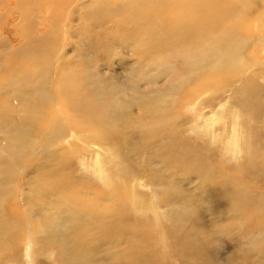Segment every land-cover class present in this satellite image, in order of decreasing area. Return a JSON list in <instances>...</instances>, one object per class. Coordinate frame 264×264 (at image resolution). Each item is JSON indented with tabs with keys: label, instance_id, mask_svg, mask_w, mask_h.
Masks as SVG:
<instances>
[{
	"label": "rangeland",
	"instance_id": "1",
	"mask_svg": "<svg viewBox=\"0 0 264 264\" xmlns=\"http://www.w3.org/2000/svg\"><path fill=\"white\" fill-rule=\"evenodd\" d=\"M53 1L54 0H39V1L37 0V2L36 0H0V34L1 35L3 34V37L0 36V96H2L0 97V109H2L1 111L3 110L7 111L10 109H13V110H10L13 113L7 122L0 121L1 122L0 123V147H1V142L2 143L4 142L3 144L5 145V139L8 141H11L15 133L19 131V128H18L19 126H17L16 120L12 122L13 121L12 119L13 117H15L16 114H20V112L24 110L23 104L27 105L26 103H23L26 100V98L23 97L25 93L28 95L30 94L35 95V96L30 95L27 98L26 102L28 101L30 104L31 102L34 101L36 104L31 105V107L35 106L33 107V110L27 109L29 112V115L27 116L29 118L27 119L28 123L24 126H21V128L24 132L25 137L26 135H28L30 136V138H35L33 137V123L34 121L38 122L39 118L45 119L46 122L50 121L51 123H55V125H58V126H60L61 123L65 124L67 122L66 126L65 125H62V126H65V127L68 126L71 129H76L74 126L76 123L78 124L80 123L79 125H81V122H79V120L82 117H84V119H87L85 116H81L77 114L75 115V112L74 114L71 112L68 105L69 103H71V101H73L74 99H77V97H75V95H71V97L66 98L67 96L61 95L60 91H62L63 94H67L63 92L64 90H66L65 85L66 86L70 85V87L74 89L75 94H77L78 92L79 98L82 97L81 100L84 97L83 95H86V98H87L89 94H92V95L98 94L95 97V99H97L98 97L112 99V94L110 92V89L112 88L113 84L123 83L125 84V86H128L129 84L127 82H130L129 79H130V76L132 75L133 76L132 81L134 83L139 81L137 87L142 93L150 92V90L147 89V82H145L144 80L142 81L143 70L145 67V66L143 67L142 65H144L145 62H148V60L151 63H155L156 59L160 57L159 54L157 53H160V55L165 56V57L161 56V59L166 58V51L165 49H161L159 47V48L153 49V52H152V49L149 48L150 54L147 55V60L146 58H144V55L142 54V52L145 48L142 46V43H137V40L147 38V36L140 37L136 33V30L142 29V26H144L146 23H147L146 30H149L154 25L156 26V24L159 25L166 21L168 22V26H170L173 22V19H176V21L180 23L179 17L181 16H186L187 19H190L191 22L193 23L192 15H194V13H195L194 16H196L197 18H199L200 16L203 18L209 14L208 15L209 17H207L208 22L210 19L212 21H218L216 17H220L222 15L216 10H220L225 4H234V3L236 4V7H237L236 11L234 10L235 12L240 11V13L242 14L251 12V15L253 16H255L256 12H258L257 10L253 9L252 4H250L249 2L244 3V0H229L231 3L222 2V4H219V5L216 4V0H211V1L203 0L202 1L203 3H201L200 0L198 1L194 0L192 3L193 6L191 4L190 8H186L185 7L186 5H184L185 3L183 4V1L181 0H125V3H124V0H79V1L78 0H55L54 1L55 3ZM72 2L73 3L75 2L78 5L76 6L75 10L71 9L70 11V6ZM79 2L83 4L84 6L79 5ZM127 2L129 5H126ZM206 2H208V4ZM137 4H139V7L140 6L148 7V10H145L144 16L136 14L135 10L130 11V9H133V7ZM29 6L31 8H29ZM123 6H125L126 8L127 6H129L130 9H127V11L126 10L123 11ZM153 6L155 8H153ZM240 6L241 8H238ZM228 10L229 8L226 11L228 12ZM115 11L119 15L114 16L113 14H111V12H115ZM252 12H254L255 14ZM24 13H27V14H24ZM127 14H129V17L127 16ZM234 14H232L229 18V22H233V24L237 21V16H234ZM132 16L136 18L137 20H139V26L134 25L135 27L134 30L129 29V28H124L128 30H132L131 32H134L135 34L133 35L132 40L129 39V43L132 42V47L130 46L131 48V53H130L125 48L124 45L118 46L119 39L121 37L118 33V30L117 31L114 30L112 34L105 35V33H102L101 31H99L98 28L104 24H105L104 28H107V27L110 28L111 24H113L114 26L117 24L119 25L120 24L119 20H121V17L124 18L123 20L127 21V20H130ZM166 16H168V19ZM241 16L242 15H239V18ZM169 19H171L172 21H170ZM150 23L151 25H149ZM193 26H195L194 23H193ZM164 28L166 29L167 27L165 26ZM219 28L220 27H218L217 29L215 28V30L213 31H217V30L219 31ZM229 28L233 34L237 32L235 35L237 36L240 35V37H242V35L238 33L236 27H231L229 25ZM110 30L112 31V29ZM126 34H127L126 31H124L123 35L125 36ZM168 35H170V33L166 34V32H164L162 34H158L155 38H161V37L162 39H167V38L172 39L173 38L172 35L166 38V36ZM193 39H195V36L187 39L190 43L192 42V45H193V47L188 50L189 53H185V54L182 53L185 56L183 58L180 57V56H183L182 54L180 56L174 55V58L176 57L175 59H178V57H179V60L189 59V57L191 56V52L197 49V47H195V45L193 44L194 43ZM173 40H175V38L172 39V42L175 43L176 41L174 42ZM24 41L26 42L25 44H24ZM27 41L29 43L32 42L33 44H38V45H33L30 48L27 47L28 52H26L23 56L19 54L18 56H14L13 58V56L11 55V50H17L19 49V47H22L28 44ZM115 44H116V48L113 49L112 47H114ZM228 46H232L233 49L235 48L234 49L235 53L238 54L239 56H242L243 53L241 54V50L239 51L235 44H231ZM228 46H221V47H226V50H227ZM222 49H225V48H222ZM154 50H156L157 53ZM180 50H182V47L177 48L173 46V50L171 54L175 53L176 51H180ZM4 51L6 54H8V56H6V54H1ZM227 51L231 52L229 49ZM154 52L156 56L154 55ZM246 54H248V52H245V55ZM150 56L152 57L149 58ZM62 58H64V60ZM41 61H44V64H42ZM3 63H7V64L14 63V65H10L7 68ZM61 67L65 69L63 70V68ZM13 69L16 71H14ZM58 69L59 70L61 69V70L59 71ZM67 70H69L70 72ZM181 70L183 69L181 68ZM64 71L69 72V74L64 73ZM262 71L264 74V68ZM13 72L14 74L12 75ZM50 72L51 74H49ZM180 72L177 71L175 73L177 78L186 79L187 74L184 72H181V73ZM91 75L95 77H90ZM47 78H49L51 84L49 83V80L48 82H45L47 81ZM20 79L22 80V82ZM39 79H43L44 83L46 84L44 85L42 90L36 89V87L39 85L38 84ZM57 79L60 85L54 84V82L57 81ZM91 80L93 81L92 82L93 84H91ZM48 83L50 85H48ZM199 83H197V85H199ZM220 83L221 84L217 82L215 86L212 85L211 86L212 88L207 87V88H211L210 91H208V96H210L208 98H213V99L217 98V99L210 105L211 107L202 108L201 112L199 111V109L197 110V112L194 111L191 106H188L186 108V111H183L182 109L183 106H181L184 102H187V100L189 102L188 104H195V102H197V95H196L195 100L194 99L192 100L193 93L200 90V88L197 87L195 84L192 85L190 83L189 84L184 83L185 85L183 84V86L185 87H183V86L178 85L177 82L174 81L172 82V84L168 86L167 81L165 80L160 81L159 79L158 85L163 87V91L166 92L167 95L168 93L172 92L173 95L180 97L178 106L175 104L176 99H173V100L167 99V103L169 106H167L168 108L166 109V113L169 114L170 112L171 114H175V116H177L180 120H181L180 118L181 116L183 117V119H189L190 127H194L195 125L197 126L199 123H202L205 126L207 125V127H209L211 124L210 119L214 117L215 115H217L220 110L222 111V108H224L223 106L227 107L231 103L235 105L232 108H230L231 111H234L236 109L237 102L233 100V98L232 99L230 98L232 96V92L230 91L232 88L223 81H220ZM221 85H223L224 87ZM47 86H49L50 88ZM200 86H201V83H200ZM30 87L32 90L30 89ZM1 88H5V89L1 90ZM35 89L36 91H34ZM100 90L102 91L100 92ZM19 91L21 92L19 98L14 97L13 96L14 93L19 92ZM36 94H38L37 100L35 99ZM259 94H260L259 99L249 98V100H251V103L249 104V106H248V102L246 101L247 96L245 92L239 93L236 96V97L241 98V100L238 101L237 114L241 117L242 116L245 117V118L243 117L241 118V120L243 121L242 125L244 127L247 126V123L249 121L247 120L248 118V119H252V122L249 123L250 126L257 128L258 132L252 129L253 136L257 134L261 135L262 133H264V120L262 121L263 123L261 122V124L256 123L253 119L256 118V120L259 121L260 118H258V116H253L251 114L252 112H250L251 109L249 108L250 106H252L251 104H254L256 102L261 103L263 105L262 114H263V119H264V91H259ZM183 95H185V98ZM218 99L219 101H217ZM242 101L247 105L246 108L242 106ZM173 103H174V106H173ZM111 105L115 107L114 106L115 104L114 105L111 104ZM112 106H110L111 107L110 109L112 111L117 110L116 108L113 109ZM37 107H39V110ZM169 108L170 109L173 108V109L169 110ZM27 110H24V111H27ZM0 115H2V118L0 117L1 120L5 118V116L2 113H0ZM21 115L24 116V112L21 113ZM228 116L229 115H227V117ZM143 119H146V118L143 117ZM155 120H157V118H154L152 122H154ZM252 123L254 126L252 125ZM13 125L17 127H14ZM107 127L108 128L110 127V129H108ZM204 127L199 128V130H195V132H191V133L193 136L198 137L199 139L203 140L201 143H199L201 147L200 149L204 150V152L206 153L208 150L207 149L208 146L206 145L207 147H205V144H202V143L208 142L209 137L206 133L203 134ZM153 128H157L156 124L153 125ZM220 128L221 126L218 121V123L215 125V129H213L214 133L212 134L215 135L217 131L220 130ZM93 129L95 131L97 130V132H99L100 130L109 132V133H101L103 135H107V134L114 135L115 134L114 136L112 135V137H110V138H113L112 141H108V140H106L105 142L91 141V144L97 146L98 148H102L104 150L108 149V152L111 149L112 155L106 156V160L104 161L102 160V154L98 152L97 149L91 150L85 144L81 145L80 151L82 154V158L85 161V165L90 166L91 168H93V170H96L94 166V159H93L95 155H97V164L102 163L104 164V166L107 165L108 168L110 169V173L115 168L119 169L121 164H123L122 158L127 154L128 155L132 154L133 141L137 142L138 140L139 141L145 140L142 138L143 135L141 134V132H139V134L138 132L134 133L135 132L134 126L130 124H127V127L126 125L124 126L123 134L119 133L118 126H113L110 124L95 125ZM114 129L117 130L116 132L118 134H116ZM66 131H68V129ZM88 131H89V128L86 130V132ZM64 133L66 134V132ZM75 136H77L76 133H75ZM120 136L121 138H119ZM123 137L124 138L127 137L124 139L127 142H130L131 138L133 139V141H131L128 146L125 145L126 143L122 146L120 145V142ZM181 137L179 138L181 139L179 141L182 146L184 145L183 146L184 148L191 147L192 149V146L194 145V143H191V142L193 141V139L195 142L197 141V138L195 137L189 141H186V139H184V136H181ZM248 140L249 142L248 141L246 142L245 151L242 155L243 157L240 158L241 160L239 159V162L245 166L247 165L248 161H250L249 158H253L252 164L258 167L259 165L257 164V162L264 163V141L259 142L258 139H255V137L251 140L249 138ZM77 141L79 142L78 139ZM183 141L185 144L183 143ZM187 144L189 146H187ZM248 147L250 148V151ZM146 148L147 147L141 149L137 153L139 157L147 155L148 151L146 150ZM216 149H218V147H216ZM76 150L79 151V148H76ZM192 151L193 153H195L197 151V148L195 149L193 148ZM76 152L72 154L68 150L63 152V155L66 156L64 159L63 165H68L69 168L72 167V170H70L71 172L67 174V177L65 180L71 183L74 179H77L80 184L83 183L86 188H90V189L97 191L100 196L104 197L108 195V192L106 190L96 185V182H95L96 178L90 177V175L86 172H82V171L79 172L76 166L78 164L79 156L76 155ZM211 152H212L211 156L210 155L208 156L205 153H204L205 155L202 154L201 156H207L206 158L210 157V159L212 160L214 159L215 155L219 154L218 153L219 151L216 153L215 151H211ZM18 155L19 154L15 155L14 158H19ZM71 155H73L74 159L73 157H71ZM7 156L8 155H6L5 160ZM119 158H121L120 161L118 162L115 161V160H118ZM193 158H194L193 154L192 155L187 154L186 156H183V158L181 157L183 166L178 173V178H180L179 180H181L180 187H179V190L181 191H179V193L180 195L182 194L181 195L182 202H181L180 207L170 206L169 204H167L169 206L162 205L163 198H162V201L158 199L157 203H154L149 197L150 195L149 193L153 189L149 184H147L146 188H143L140 185H138L137 189L134 192L126 188L128 191L129 197L131 195H136L143 202V204L141 202L139 203V206H137L136 210H132L133 209L132 206H98L96 202L95 204H93V206H82V209L76 204L75 206L78 207L76 212H80L79 213L80 215L75 216V215H71L72 213H70V208H72V206H68L67 203H65L67 207L65 204H63L65 205L63 209L59 208V206H49L48 207L46 206L48 202V198L43 197L44 194L38 193L34 189L33 190L29 189L31 182H34L35 184H37V175L35 174L31 173L28 176L29 185L27 188H24V190H21V184H23L26 181V179L24 178V174L29 173L27 167L29 168L30 165L37 164V162L33 160L36 158L25 156L24 158H22L21 161H19L18 166L12 169L11 173L10 172L2 173L4 169H2V171L0 170V173H1L0 179L2 177L4 178V176L6 177L5 179L6 184H4L5 183L4 182L2 183L4 185L0 186V223L1 225L6 226L5 232L6 231L8 232L6 236L7 241L4 238L5 237L4 231L1 234V236L4 239L3 240L0 239L1 240L0 243L2 244L4 243L5 245L4 247H1L2 249L0 248V251H3L4 249L3 252H0L1 253L0 254V264H26V263L27 264H50V263L51 264H116V263L125 264V262L126 264H131L129 258L126 257V254L123 251L128 247L127 245H130L132 242L136 246L145 247L146 251H149V252L153 251L152 253L153 257L150 258L151 256L150 253H148V255L145 256L141 252L142 248L139 249V255L133 259V263L135 264H146L148 262H149L148 264H264V187L261 188L262 186L261 187L252 186L250 179L253 177V175L252 176L245 175L246 177L244 178L246 179H243V176L241 177L240 175L241 179L240 178L239 179L243 183L246 181L247 187L249 188V189L246 188L247 191H245L242 186H239V185L235 186V184H232V185L228 184L229 186L227 185V186L220 187V185H218L217 182H215L216 179L214 178V177H218V173L215 170V169H218V168H215L216 163H217L216 161L214 163L215 159L212 161L210 160V165L214 167L215 169L212 167H209V165L207 166L209 167L208 169L210 170V172L213 171L212 174L214 177H212V175L210 176L211 173L207 171V174H205L207 176L203 175L201 178H209V179L211 178V180L208 182L209 185L206 184L205 186H202L201 180H199L200 173L192 172L186 167V164H188V162H189L188 168L190 169H193V167L195 168V166L196 167L199 166L202 159L198 157L199 158L198 160L197 159L193 160ZM2 159H3V155L1 154L0 161ZM37 159L40 162L55 163L58 157L55 156L54 153L50 151L47 154V156H46V152L38 153ZM220 160L221 159L219 158L217 159V161H220ZM138 162L139 161L137 160V164ZM192 163L193 164L195 163V164L192 165ZM149 164H152V162H150ZM225 165L228 166L227 168H229L228 170L230 172L232 173L239 172L238 162L235 165V163L232 162L230 158H226ZM260 171L258 172L259 175H257V178L264 176L262 175L264 174V170H260ZM42 174H44V172H41L38 175H42ZM136 174L139 175V173H136ZM215 174L217 175L215 176ZM100 176L104 180H106L103 175H100ZM183 178L184 179L186 178V180H184ZM196 180L198 183H196ZM145 181L147 182V180ZM44 183H47L49 186L52 185L54 183L52 176H46V180ZM211 185L213 187H211ZM233 186L234 188L235 187L236 188L234 189ZM32 187H33V184H32ZM35 188H37V186ZM228 188L231 190L234 189L238 192L235 191L236 193L235 194L233 193L234 194L233 195L230 190V193H227L225 190L229 191ZM238 189H240V191ZM154 190H155L154 192L159 196L160 192L162 191V188H160L159 186H155ZM176 191L177 190H171V192H174V193ZM68 192L71 196H73L74 190L72 186L69 187ZM189 193L190 194L193 193L195 195L194 196L193 194L189 195ZM196 193H198V196ZM224 193L227 195H231V196L239 195L241 197L247 195V196H250L251 202L248 206H241L239 203L240 199L237 202V204L236 202L228 203L226 201V198L223 197ZM213 197H215L214 198L215 201ZM201 198L202 200L206 198L203 200L205 202L203 201L202 202L206 204V202L208 201L207 203H209V206L208 204L207 206H205V204L203 206V203L200 202ZM208 198L210 201L208 200ZM50 199H54V198H50ZM223 200L225 201L223 202ZM215 202L217 206H215L216 205L214 204ZM146 203H147V206H146ZM40 206L42 207L46 206V207H43L45 208L43 209V208H40ZM148 206L158 207L156 208L157 210H160L163 212V214H166V221L163 219L161 220L159 219L157 221L156 223L157 230L155 229V227H153V223L150 219L151 210L148 212V214L137 215L139 209L145 210L146 209L145 207H148ZM50 207H53V208L51 210H47L48 208L50 209ZM31 209L34 215L33 218L30 216ZM3 210L7 214H5ZM129 210H131V212ZM175 210L179 212H186L187 214L185 216L180 215V214L178 215V214H175L174 212ZM39 212H42V213H39ZM64 212H66L67 214L66 217H65ZM113 212H116L118 217L121 219L119 220V225L123 224L122 227L128 228V231L134 236V237H131L130 233H127L125 234V236L120 238L118 237L119 236V232H118V234L115 236V242L117 241V243H114L113 244L114 246L111 244L115 252H113L112 250L105 252V250L99 249L100 252L98 250L94 252L89 251L87 253L83 251L84 253L81 252V254L83 253L82 255L81 254L79 255L80 252L74 253V251H76V249L78 248L76 247L74 242L72 244L69 230L64 231V228H61L62 231H59L61 229H59L58 231L55 230V233H54L55 236L50 239V236L52 235V232H53L52 229L54 228H52L44 220V219L59 218L60 224L63 227H64L63 223H66V226L68 227V229L72 228L74 230V228L78 229L79 226H81L82 224L86 222V219H87L86 217L96 216L97 214H102L103 216L102 218H108L110 214H114ZM80 217H82L81 220H79ZM214 217H216L217 220L213 219ZM69 218L71 221L68 220ZM129 218H131L130 222H129ZM34 219L36 222L37 221L39 222L40 226L39 225L38 226L42 232L44 229V232L42 233V235L40 234L39 236L37 235L38 237H36L37 247L35 246V248L41 249L43 245L39 243L50 240L48 241L50 242L48 243V246L49 245L54 246L52 247L53 254H55L54 256L51 255L49 258H47L46 256H44V253H42L40 255H37V258L35 259V255L31 254L34 251V247L32 248L33 244H31L32 242L29 241L30 238L28 237H30L31 228L33 227ZM64 219L65 220L67 219V220L65 221ZM61 221L63 223H61ZM158 223H160V225ZM54 224H56V220H54ZM12 226H15V228L13 231H10L8 227H12ZM162 230H166V231H164V234L163 233L160 234V236L162 237L160 236L158 237V231L160 232ZM173 230L175 231V233L173 232L171 236L167 235L168 231H173ZM142 232H144L145 234V238H143L144 239L143 243L142 241L140 242L137 240L138 238L137 235H140ZM58 235L59 237H56ZM83 235L89 236V233L85 232ZM117 238L119 239L117 240ZM25 239L27 241H25ZM54 240H60V242H55ZM175 240H177L176 243H175ZM127 241L128 242L131 241V242L128 244ZM29 242H31L30 245H29ZM59 243L64 248L60 247ZM258 244L262 246L259 247L260 245ZM29 246H31V248ZM5 247H7L8 252H6ZM65 249L68 252L65 254V251H62V255H59L60 250H65ZM70 250H72L73 253ZM106 254H109V255H106ZM195 254L198 256L196 257ZM194 256L196 257V260ZM119 258L120 260H117ZM122 258L124 260H122ZM31 259L33 261H30ZM25 260H26V263H25Z\"/></svg>",
	"mask_w": 264,
	"mask_h": 264
},
{
	"label": "bare ground",
	"instance_id": "2",
	"mask_svg": "<svg viewBox=\"0 0 264 264\" xmlns=\"http://www.w3.org/2000/svg\"><path fill=\"white\" fill-rule=\"evenodd\" d=\"M181 1H183V4L185 3L184 5H186L185 6L186 8H190L191 4L193 3L194 0H181ZM202 1L203 0H200L201 3H203ZM36 2H37V0H36ZM212 2H210V3H212ZM222 2L231 3L229 0H216L217 5L222 4ZM248 2L250 4H252L253 9L258 11V12H256L254 10L256 12V14L254 12H252L255 14V16L251 15V12H247L245 14L240 13V11L235 12L237 7H236V4L234 3V4H225V5H223V7L220 10H216L222 15L220 17H216L218 19V21H212L210 19L208 22L207 17H209L208 16L209 14L203 18L201 16L199 18H197L196 16H194L195 15V13H194V15H192V17H193V23L195 26H193V23L191 22V20L187 19L186 16L180 15L181 16V17H179L180 23H178L176 21V19H173V22L170 26H168V22L166 21L162 24H159V25L156 24V26L155 25L152 26L149 29L150 31L146 30L147 23L144 26H142V29H137L136 33L140 37L141 36H147V38L137 40V43H142V46L145 48L144 50L142 49L143 50L142 54L144 55V58H146V60H147V55L150 54L149 48L152 49V52H153V49L159 48V47L161 49H165V51H166V58L161 59L162 55H160V53H157L156 50H154L157 54H159L160 59L159 58H158L159 60L156 59L155 63H151L148 60V62H145L144 65H142L143 67L144 66L145 67L143 70V79L142 78L141 79H142V81L144 80L145 82H147V89L150 90V92L142 93L137 87L139 81L134 83L132 81V77H133L132 75L130 76V79H129L130 82H127L129 85L126 84L129 87L125 86V84H123V83L113 84L112 88L110 89V92L112 94V99H107V98H102V97H98L97 99H95V97L98 94H94V95L89 94V96L87 98H86V95H83L84 97L81 100L82 97L79 98L78 92H77V94H75L74 89H72V87H70V85H67V86L65 85L66 90H64L63 92L67 93V94H63L62 91H60V94L67 96L66 98L71 97V95H75V97H77V99H74L68 105L71 112L73 114L75 112V115L77 114V115L85 116L87 118V119H84V117H82L79 120V122H81V125H79L80 123L79 124L76 123L74 125L76 129H71L68 126L65 127L67 125V122L65 124L61 123V125L58 126V125H55V123H51L50 121L46 122L45 119L39 118L38 122L34 121V123H33V137H35V138H30V136H28V135H26V137H27L26 138L21 126H24L28 123L27 122V119H29L27 117L29 115L28 110L29 109L33 110V107H35V106L31 107V105H34L36 103L34 101L33 102L30 101L31 102L30 104L28 101L26 102L27 98L31 94L28 95L26 93L25 94L23 93L24 94L23 97L26 98V100L23 103L27 104V105L23 104V107H24V110H27V109L28 110L27 111L23 110L22 112H20V114H16L15 117H13L12 122H14L16 120L17 126H19L18 127L19 131H17L15 133L12 140L8 141L5 139V145L3 144L4 142L3 143L1 142L0 155L1 154L3 155V159L0 161V170L2 171V169H4V171L2 173H7V172L11 173L12 169H14L16 166H18L19 161H21L22 158H24L25 156H29L31 158H36L33 160H35L37 162V164H32L29 166V168L27 167L29 173L24 174V178L26 179V181L24 183L21 181L23 183V184H21V190H24V188L28 187V185H29V182H28L29 177L28 176L31 173L35 174V175H37V184H35L34 182H31L29 189H31V190L34 189V190H36V192L44 194V196L43 195L42 196L48 198V202L46 204V206H48V207L49 206H59V208L63 209L66 205L65 203H67L68 206H72V208H70V213H72L71 215H75V216L80 215L79 214L80 212H76V210L78 208L77 206H75L76 204L82 209V206H93V204H95L96 202H97L98 206H132V208H133L132 210H136L137 206H139V203L141 202L143 204V202L136 195H131L129 197L128 191L126 188H128V189H130V191L134 192L137 189L138 185H140L143 188H146L147 184H149L153 189L149 193L150 194L149 197L154 203H157L158 199L162 201V198H163V204L162 205H165V206L170 205V206H179L180 207L181 202H182V198H181L182 194L180 195V193H179V191H181V190H179L181 180H179L180 178H178V173L183 166L181 157L183 158V156H186L187 154L188 155L193 154V156H194L193 160H195V159L198 160L199 159L198 157H200V159H202L199 166H197V167L195 166V168L192 166L193 169L188 168L189 162H188V164H186L187 169L191 170L192 172L200 173V179L199 180H201L202 186H205L206 184L209 185L208 182L211 180V178L209 179V178H201V177L203 175L207 176L205 174H207V171L210 172V170L208 168L212 167V166L210 165V160H211L210 157L206 158L207 156H201V155L206 154L208 156L209 155L211 156L212 155L211 151H215V153L219 151L218 152L219 154L214 156L215 160L212 159V160H214V163H215V161L217 162L216 163L217 167L215 166V168H218V169H215L214 167H212V168H214L216 170V172L218 173V177L213 176V174H212L213 171L210 172L211 174L210 173L209 174H210V176L212 175V177H214L216 179L215 182H217V184L220 185V187L221 186H227L228 184L229 185L235 184V186H238V185L242 186L243 189L245 191H247L246 188H248V187H247L246 181L244 182L245 183L244 184L240 180L241 179L240 175H241V177L243 176V179H246V178H244V177H246L245 175H250V176L253 175V177L250 179L252 186H254V187L255 186L261 187L262 186L261 188H263L264 187V176L257 178V175H259L258 172L260 170H264V163L257 162V164L259 165L257 167V166L252 164L253 158H249V160L252 162L248 161V159H247L248 163L245 166L239 162V159L241 157H243L242 155L245 151L246 142L247 141L249 142V140H248L249 138L251 140L255 137V139H258L259 142L264 141V133H262V134L260 133L261 135L257 134L255 136H253L252 129L256 130V132H258V131H257L256 127L250 126L249 123L252 122V119H248L246 117L247 120H249V121L247 123V126L244 127L242 125L243 121L241 120V118L243 116L241 117L237 114V112H238L237 111V107H238L237 105H238V101H240L241 98L236 97V96L239 93H243V92L246 93V96H247L246 101L248 102V106H249V104L251 103V100H249V98L259 99V97H260L259 91H264V74L262 71L264 68V0H244V3H248ZM124 3H125V0H124ZM206 3L208 4V2H206ZM77 5H78L77 3L72 2L71 6H70V11H71V9L75 10ZM79 5H83V4H81L79 2ZM126 5H129L128 2L126 3ZM209 5H207V6H209ZM27 6H28V4H27ZM131 6H132V4H131ZM192 6H193V4H192ZM200 6H198V7H200ZM24 8H25V6H24ZM29 8H31V7L29 6ZM153 8H155V7L153 6ZM226 8L227 9L229 8L228 12L226 11L227 10ZM238 8H241V6ZM127 9H130L129 6H127V8L125 6H123V11H125V10L127 11ZM203 9H204V7H203ZM132 10H135L136 14L144 16L145 10H148V7L147 6H145V7L140 6L139 7V4H137L133 7V9H130V11H132ZM211 11H213V10H211ZM225 12H227V13H225ZM122 13H124V12H122ZM24 14H27V13H24ZM111 14H113L114 16L119 15L116 11L111 12ZM232 14H234V16H237V21L234 24H233V22H229V18ZM189 15H191V14H189ZM239 15H242V16L239 18ZM127 16L129 17V14H127ZM135 17H136V15H135ZM166 17L168 19V16H166ZM169 17H170V15H169ZM19 19H20V17H19ZM123 19L124 18L121 17V20H119L120 21L119 25L117 24L114 26L113 24H111L110 28H108V27L104 28V25H105L104 24V25L100 26L98 28V30L101 31L102 33H105V35L106 34H112V32L114 30L115 31L118 30V33L121 36L119 39V45L118 46L124 45L125 48L131 53L130 46L132 47V42L129 43V39L130 40L133 39V35H135V34H134V32H131V31L135 29L134 25L139 26V20H137L133 16L131 17L130 20H127V21H125ZM169 20L172 21L171 19H169ZM123 21H124V23H123ZM122 24H123V26H122ZM149 25H151V23ZM229 25L231 27H236L238 33L241 34L242 37H244V38L240 37V35L239 36L235 35L237 32L236 33L234 32L235 34H233L230 31ZM165 26L167 27L166 29L164 28ZM218 27H220L219 31L218 30L213 31V30H215V28L217 29ZM124 28H129L132 30H128V29H124ZM110 29H112V31ZM124 31H126V33H127L125 36L123 35ZM164 32H166V34L170 33V35L166 36V38L172 35L173 36L172 39L175 38V40H173V41L174 42L176 41V42L173 43L171 38H167V39H162V37L161 38H155L158 34H162ZM115 33H117V32H115ZM0 36L3 37V34L2 35L0 34ZM193 36H195V39H193L194 40L193 44L195 45V47H197V49H195V51H192V52L190 50L191 56L189 57V55H188V57H189L188 60H183V59L179 60V57H178V59H175L176 57L174 58V55L180 56L182 53H184V54L189 53L188 50L191 49L193 47V45H192V42L190 43L187 39L191 38ZM144 40H146V41H144ZM102 42H104V41H102ZM25 43L26 42L24 41V44ZM231 44H235L237 46L238 50L239 51L241 50V54L243 53L242 56H239L238 54L235 53V51H234L235 48L233 49L232 46H228ZM33 45H38V44H33L32 42H30V43L28 42V44H26L22 47H19V49H17V50H11V55L13 56V58H14V56H18L19 54L23 56L26 52H28L27 47L30 48ZM98 46H99V44H98ZM173 46L177 47V48L182 47V50L176 51L175 53L171 54V52L173 50ZM221 46H228L227 50L229 49L233 53L227 51L226 47H221ZM112 48L113 49L116 48V44ZM170 48H172V49H170ZM222 48H225V49H222ZM155 52H154V55H155ZM245 52H248V54L245 55ZM1 54H6V53L4 51ZM6 56H8V54H6ZM151 57L152 56H150L149 58H151ZM180 57L183 58L185 56L183 55ZM42 58H44V57H42ZM62 59L64 60V58H62ZM65 59H66V57H65ZM14 62H16V61H14ZM69 62H71V61H69ZM41 63L44 64V61H41ZM3 64L7 68L10 65H14V63H9V64L3 63ZM59 66H60V64H59ZM63 67H61V68H63ZM181 68L183 70H181ZM226 68H228V69H226ZM64 69L65 68H63V70ZM68 69H70V68H68ZM147 69H149V70H147ZM71 70H72V68H71ZM14 71H16V70H14ZM67 71H69V70H67ZM67 71L66 72L64 71V73L69 74L70 71L69 72H67ZM177 71H179V72L181 71V72L186 73L187 78L186 79H178L177 76L175 75V73ZM54 72H56V71H54ZM13 74H14V72L12 73V75ZM49 74H51V72ZM28 75H29V73H28ZM61 75H63V74H61ZM47 76H49V75H47ZM18 77H19V75H18ZM90 77H95V76L91 75ZM59 78H61V77H59ZM159 79H160V81H164V80L167 81L168 86L170 84H172V82L176 81L177 84L180 86H183L184 83H187V84L190 83L192 85L195 84L197 87H199L200 90H198L197 92H194L193 97H192V100L193 99L195 100L196 95H197V102H195V104H188L189 102L187 100V102H184L181 105V106H183L182 107L183 111H186V108L188 106H191L193 108V110L196 112L198 109L201 112L202 108L211 107L210 105L217 98H215V99L208 98V97H210V96H208V91H210V89L212 88L211 87L212 85L215 86V84L217 82L219 84H221L220 81H223L232 88L231 90L229 89L232 92V96L230 98L231 99L233 98V100H235L237 102L236 109L234 111H231L230 108H232L235 105L230 103V105H228L227 107L223 106L224 108H222V111L220 110L217 115H215L214 117H212L210 119L211 124L209 127H207V125L205 126L202 123H199L197 126L195 125L194 127H190V120L189 119H183V117L181 116L180 117L181 120H180L177 116H175V114H171L170 112H169V114L166 113V109L168 108L167 106H169L167 103V99H171V100L176 99L175 104L178 106L179 101H180L179 100L180 97L173 95L172 92L168 93V95H167V93L163 91V87L158 85ZM48 80H49V78H47V81H45V82H48ZM21 82H22V80H21ZM21 82H19V83H21ZM92 82L93 81L91 80V84H93ZM199 82L201 83V86H200ZM49 83H50V80H49ZM49 83H48V85L51 84V83L50 84ZM197 83H199V85H197ZM38 84L39 85L36 87V89H39V90H42L44 85H46L44 83L43 79H39ZM54 84L60 85L58 79H57V81L54 82ZM105 85H104V87H105ZM52 86H53V84H52ZM221 86H223V85H221ZM47 87H49V86H47ZM61 87H63V86H61ZM183 87H185V86H183ZM207 87H211V88H207ZM165 88H167V87H165ZM2 89H5V88H1V90ZM30 89H31V87H30ZM36 89L34 91H36ZM70 89H72V90H70ZM16 91H18V90H16ZM50 91H51V89H50ZM101 91L102 90H100V92ZM53 92H54V90H53ZM20 93H21L20 91L16 92V93H14L13 96L16 98H19ZM37 95L38 94H36V97H35L36 100L38 99ZM31 96H35V95H31ZM183 96L185 98V95H183ZM0 97H2V96H0ZM219 99L217 101H219ZM192 100H190V101H192ZM186 103H187V105H186ZM111 104H113V105L115 104L114 105L115 107H113ZM55 105H56V103H55ZM251 105L252 106L249 107L251 109L250 112H252L251 114L253 116H258V118H260V120L258 121V120H256V118L253 117L254 118L253 120L256 123L261 124V122L264 120L263 114H262L263 105L261 103H258V102L251 104ZM2 106H3V104H2ZM7 106H9V105H7ZM110 106H112L113 109L116 108L117 110L112 111L110 109L111 108ZM173 106H174V103H173ZM242 106L244 108L247 107V105L243 101H242ZM37 108L39 110V107H37ZM171 109H173V108H171ZM171 109L169 108V110H171ZM1 110L2 109H0V113H2L5 116V118L2 120L0 119V121L7 122L13 113L10 110H13V109H10L7 111L6 110L1 111ZM156 111L159 113H157ZM23 112H24V116L21 115V113H23ZM227 115H229V116L227 117ZM244 115H245V113H244ZM0 117L2 118V115H0ZM143 117L146 119H143ZM154 118H157V120L152 122V120ZM243 118H245V117H243ZM218 121L220 123L221 128L214 135V134H212V133H214L213 129H215V125L218 123ZM101 124H110L113 126H118L119 133H121V134H123V132H124V126L126 125V127H127V124H130V125L134 126V129H135L134 133L138 132V134H139V132H141V134L143 135L142 138L145 139L144 141L138 140L136 142V141H133V139L131 138V141H133L132 154L125 155L124 156L125 158L124 157L122 158L123 164H121L119 169L115 168L111 173H110V169L108 168L107 165L104 166V164H102V163L97 164V155H95V157H93L94 166H95L96 170H93V168H91L90 166L85 165V161L83 160L82 154L80 151L81 145L85 144L91 150L97 149L98 152H100L102 154V160L103 161L106 160V156L112 155L111 149L108 152V149L104 150L102 148H98L97 146L91 144V141H99V142H105L106 140L112 141L113 138H110V137H112L113 134L103 135L101 133H109V132L103 131V130L102 131L100 130L99 132H97V130L95 131L93 129L95 127V125H101ZM155 124H156L157 128H153V125H155ZM62 125H65V126H62ZM252 125H253V123H252ZM13 126L17 127L15 125H13ZM202 127H204L203 134L206 133L209 137L208 142L202 143V144H205V147L208 146L207 147L208 150L206 153L204 152V150L200 149L201 147H200L199 143H201L203 140L199 139L198 137L193 136L191 133V132H195V130H199V128H202ZM261 127H262V125H261ZM88 128H89V131L86 132V130ZM64 129H66V130L68 129V131H66ZM108 129H110V127ZM71 130L74 132H72ZM5 131H6V129H5ZM116 131L117 130H115V132ZM64 132H66V134ZM75 133L77 134V136H75ZM116 134H118V133L116 132ZM181 136H184V139H186V141H189L194 137L197 138L196 142L194 141V139L191 142V143H194V145L192 146V149L197 148V151L195 152L196 154L193 153L191 147L190 148L189 147L184 148L183 147L184 145L182 146L180 144L179 140L182 139ZM9 137H11V136H9ZM18 137H19V139H18ZM76 137H78V138H76ZM180 137H181V139H179ZM104 138H106V139H104ZM119 138H121V136ZM125 138H127V137H125ZM125 138L124 137L122 138L120 145L123 146L126 143L125 145L128 146L130 144L131 141L127 142L126 140H124ZM77 139L79 140V142L77 141ZM183 143H184V141H183ZM131 145H132V143H131ZM187 146H189V145L187 144ZM145 147H147L146 148V150L148 151L147 155L139 157L137 153ZM152 147H154V148H152ZM216 147H218V149H216ZM51 148H52V150H51ZM76 148H79V151H77ZM67 150L71 154L77 151L76 155L79 156V160H78V164L76 166H77L79 172H81V171L86 172L90 175V177L96 178L95 179L96 185L100 186V187H102V189L106 190L108 192V195H106L104 197L100 196L97 191L90 189V188H86L84 186V184L83 183L80 184L77 179H74L71 183H69L68 181L65 180L67 177V174L71 172L70 170H72V167L69 168L68 165H63L64 159L66 157L63 155V152L67 151ZM50 151L52 153H54L55 156L58 157L56 162L54 161L55 163L40 162L37 159L38 153H40V152L45 153L46 152V156H47V154ZM249 151H250V148H249ZM17 154H19L18 155L19 158H14V156ZM6 155H8V156L5 160ZM39 155H41V154H39ZM71 157H73V155H71ZM186 158H188V157H186ZM218 158L221 160L217 161ZM226 158H230L232 160V162L235 163V165L237 162L239 163V166H238L239 172L238 173H232L228 170L229 169V168H227L228 166L225 165ZM73 159H74V157H73ZM120 159L121 158H119L118 160H115V161L118 162V161H120ZM4 160H5V162H4ZM137 160L139 161L138 164H137ZM150 162H152V164H149ZM190 162H191V160H190ZM194 162H196V161H194ZM194 164L192 163V165H194ZM196 164H198V163H196ZM208 165H209V167H207ZM92 167H93V165H92ZM41 172H44V174L38 175ZM136 173H139V175H137ZM100 175H103L106 180H104ZM216 175L217 174H215V176ZM262 175H264V174H262ZM46 176H52V178L54 180V183L52 185L49 186L47 183H44L46 180ZM5 179H6L5 176H4V178L2 177L0 179V186L6 184ZM145 180H147V182ZM184 180H186V178ZM2 183H4V184H2ZM196 183H198L197 180H196ZM32 184H33V187H32ZM36 186H37V188H35ZM70 186H72V188L74 190L73 196H71L68 192V189ZM155 186H159L160 188H162V191L160 192L159 196L154 192ZM211 187H213V186L211 185ZM233 188H234V186H233ZM234 189H232V190L229 189V191H227V190H225V191L227 193H230V190H231L232 194L233 193L235 194L238 191H236ZM171 190H177V191L174 193V192H171ZM238 190L240 191V189H238ZM192 194L189 193V195H192ZM196 194L198 196V193H196ZM194 195L195 194H193V196ZM223 197L226 198V201L228 203L229 202L230 203L236 202V204L240 199L239 203L241 206H248L251 202L250 196H247V195L241 197L239 195L238 196H231V195H227L224 193ZM50 198H54V199H50ZM119 198H121V199H119ZM202 198L200 201L201 203L205 202L203 200L206 199V198H204L202 200ZM214 198L215 197H213V199ZM49 199H50V201H49ZM208 200H209V198H208ZM214 201H215V199H214ZM224 201L225 200H223V202ZM207 202H206V204L203 203V206H204V204H205V206H207V204L209 206V203H207ZM63 204H65V205H63ZM167 204H169V205H167ZM214 204H216V202ZM46 206H43V207H46ZM146 206H147V203H146ZM215 206H217V204ZM43 207L40 206V208H43ZM66 207H67V205H66ZM52 208L53 207H50V209L48 208L47 210H51ZM145 208H146L145 210L139 209L137 215L148 214V212L151 210L150 211V214H151L150 219L153 223V227H155V229L157 230V228H156L157 221L159 219L160 220L163 219L166 221V214H163L162 211L157 210L156 208H158V207H155V206H148ZM43 209H45V208H43ZM56 209H58V208H56ZM67 209H69V208H67ZM83 209H84V207H83ZM119 211H121V210H119ZM129 211L131 212V210H129ZM211 211H213V210H211ZM3 212H4V210H3ZM34 212H35V210H34ZM174 212H175V214H178V215L180 214L183 216H185L187 214L186 212H179L177 210H175ZM39 213H42V212H39ZM64 213H65V217H66L67 214H66V212H64ZM113 213L114 214H110V216L108 218H102L103 217L102 214H97L96 216L86 217L87 218L86 222L84 224H82L81 226H79L78 229L74 228V230L72 228L68 229V227L66 226V223H63L62 222L63 220H62L61 223L64 224V227H63L60 224L59 218L44 219V217H43V219L52 228H54V229H52L53 232L51 231L52 235L50 236V239L55 236V234H54L55 230L58 231L61 228H64V231L69 230V234L71 237L72 244L74 242V244L78 248V249H76V251H74V253L80 252L79 253V255H80L81 252H83V251L87 253L89 251H91V252H94L96 250L99 251V249L100 250L103 249V250H105V252L110 251V250L115 252L112 245L114 243H117V241L115 242V236L118 234V232H119L118 237H120V238L125 236V234L130 233L128 231V228L122 227L123 224L119 225V220H121V219L118 217L116 212H113ZM5 214H7V213H5ZM13 216H14V214H13ZM30 216L32 218L34 216L32 209L30 210ZM212 216H214V215H212ZM83 218H85V217H83ZM81 219H82V217L79 218V220H81ZM213 219H216V217H214ZM54 220H56V224H54ZM68 220L71 221L70 218ZM41 221H43V220H41ZM130 221H131V218H129V222ZM67 223H68V221H67ZM158 224L160 225V223H158ZM38 225L40 226L39 222L38 221L36 222L34 219L33 220V227L31 228V234H30V237H28V238H30L29 241L32 242V243L29 242V245L31 243V244H33L32 248L34 247V251L31 254L35 255V259L37 258V255H40L42 253H44V256H46L47 258H49L51 255L54 256L55 254H53V249H52V247H54V246H51V245L48 246V243H50L48 241H50V240L39 243V244L43 245V247L41 249L35 248V246L37 247L36 237H38L40 234L42 235V233L44 232V229L42 232ZM70 225H71V223H70ZM26 226H28V225H26ZM5 228H6V226L1 225V223H0V239L3 240L5 238L7 241L6 236H7L8 232L7 231L5 232ZM14 228H15V226L8 227V229L10 231H13ZM3 231L5 234L4 238L1 236ZM59 231H62V229ZM164 231H166V230H162L160 232L158 231V237L160 236L161 233L164 234ZM85 232H88L89 236L83 235ZM173 232L175 233L174 230L168 231L167 235L171 236V234ZM64 234H65V232H64ZM130 235H131V237H134L133 234L130 233ZM127 236H129V235H127ZM137 236H138L137 240L140 242L142 241V243H143V241H144L143 238H145L144 232H142L140 235H137ZM56 237H59V235ZM160 237H162V236H160ZM118 239L119 238H117V240ZM25 241H27V240L25 239ZM54 241L60 242V240H54ZM61 242H63V241H61ZM119 242H120V240H119ZM130 242H128V244ZM176 242H177V240H175V243ZM102 243H103V245H102ZM260 244H258V245H260ZM4 245H5L4 243L3 244L0 243V248L4 247ZM126 245H125V247H126ZM59 246L63 247L60 243H59ZM115 246H116V244H115ZM127 246L128 247L124 251L123 250L122 251L126 254V257L129 258L131 264H135V263H133V259L139 255V249H141V248H142L141 252L143 255L147 256L148 253H150L151 254L150 258L153 257V255H152L153 251H151V252L146 251L145 247L136 246L133 242ZM261 246L262 245H260L259 247H261ZM29 247L31 248V246H29ZM5 248H6V252H8L7 247H5ZM3 251H4V249H3ZM3 251H0V252H3ZM62 251H65V254L68 252L66 249L60 250L59 255H62ZM70 251L72 252V250H70ZM10 255H12V254H10ZM72 255H74V254H72ZM106 255H109V254H106ZM119 255H121V254H119ZM197 256L198 255H196V257ZM196 257H195V260H196ZM120 258L117 260H120ZM9 260H10V258H9ZM122 260H124V259L122 258ZM30 261H33V260L31 259ZM25 263H26V260H25ZM148 263H146V264H148ZM125 264H126V262H125Z\"/></svg>",
	"mask_w": 264,
	"mask_h": 264
}]
</instances>
